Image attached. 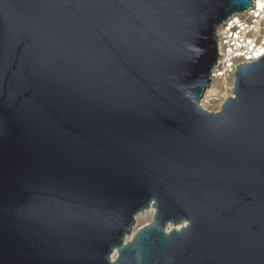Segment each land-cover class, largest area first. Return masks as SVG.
<instances>
[{
	"label": "water",
	"instance_id": "water-1",
	"mask_svg": "<svg viewBox=\"0 0 264 264\" xmlns=\"http://www.w3.org/2000/svg\"><path fill=\"white\" fill-rule=\"evenodd\" d=\"M252 5L0 0V264H264V54L201 105Z\"/></svg>",
	"mask_w": 264,
	"mask_h": 264
},
{
	"label": "built area",
	"instance_id": "built-area-1",
	"mask_svg": "<svg viewBox=\"0 0 264 264\" xmlns=\"http://www.w3.org/2000/svg\"><path fill=\"white\" fill-rule=\"evenodd\" d=\"M217 36L219 58L212 71L213 82L204 95V100L213 103L211 111H219L232 95L237 65L256 61L264 54V0H253L247 10L229 16L217 28Z\"/></svg>",
	"mask_w": 264,
	"mask_h": 264
},
{
	"label": "rangeland",
	"instance_id": "rangeland-1",
	"mask_svg": "<svg viewBox=\"0 0 264 264\" xmlns=\"http://www.w3.org/2000/svg\"><path fill=\"white\" fill-rule=\"evenodd\" d=\"M216 86H217V84L214 85V87H216ZM201 103H203L204 107H206L208 109H211L213 107V103L212 102H208V100H206V99L204 100V97L202 98ZM153 215H154V210H151V209L145 210V211L139 213L137 215V223H136V225L134 227V230H136L141 225L151 221V219L153 218Z\"/></svg>",
	"mask_w": 264,
	"mask_h": 264
},
{
	"label": "bare ground",
	"instance_id": "bare-ground-1",
	"mask_svg": "<svg viewBox=\"0 0 264 264\" xmlns=\"http://www.w3.org/2000/svg\"><path fill=\"white\" fill-rule=\"evenodd\" d=\"M151 210H154L153 208H150ZM149 210V209H148ZM181 226L179 225V226H177V228H180ZM117 254V252H115L114 253V255H113V258H114V256Z\"/></svg>",
	"mask_w": 264,
	"mask_h": 264
}]
</instances>
